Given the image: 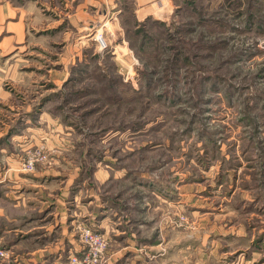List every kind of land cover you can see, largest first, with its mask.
Wrapping results in <instances>:
<instances>
[{
  "label": "rangeland",
  "instance_id": "obj_1",
  "mask_svg": "<svg viewBox=\"0 0 264 264\" xmlns=\"http://www.w3.org/2000/svg\"><path fill=\"white\" fill-rule=\"evenodd\" d=\"M172 1L157 20L123 0L115 29L84 23L80 0H0L16 12L0 18V161L125 175L99 193L131 220L127 234L69 217L58 264L81 258L85 229L108 242L99 264H124L126 250L127 264H264V0ZM160 188L170 205L163 232L149 231L162 205L145 194Z\"/></svg>",
  "mask_w": 264,
  "mask_h": 264
},
{
  "label": "crops",
  "instance_id": "obj_2",
  "mask_svg": "<svg viewBox=\"0 0 264 264\" xmlns=\"http://www.w3.org/2000/svg\"><path fill=\"white\" fill-rule=\"evenodd\" d=\"M80 1L78 15L82 19L86 18L84 23H89L90 27L98 25L113 26L115 29H119V26L123 28L121 19L126 14L122 8L123 0ZM131 1L134 6V16L143 19L153 17L161 20L157 16L158 13L164 8L170 9L173 4L172 0ZM5 9H8L10 15L16 14L8 4H3L0 5V18L5 16ZM18 13L20 14V12ZM18 23H20V15H18ZM122 31L124 32V29ZM121 37L125 42L124 35ZM85 38L83 37V40L86 43L92 36L87 40ZM58 148L61 150L65 148L69 152L67 143L59 145ZM4 150V146L0 145V151ZM79 166L82 167L80 170ZM113 166V163H108L99 168L96 167L91 178L90 174L88 177L87 171H84L86 168L88 169L86 163L83 166L82 162L69 161L64 158L56 159L53 167L30 175L17 171L19 168L17 161L4 164L0 161V240L4 242V246L12 255V264L65 262V259H62L63 254H68L69 243H71L69 240V217H77L79 213L82 215V212L83 217L96 222L104 233H107L112 226L118 233L117 235H126L127 227H131V220L124 221V217H122L124 214L116 208L114 200L109 202L108 199L100 197L99 193L108 182L125 177L124 174H118ZM92 181L93 183H91ZM42 192H46L48 195H40ZM145 195L155 198L158 204L162 205L161 208L157 206L155 210L156 213H159L155 218L157 220L155 227L157 228L151 225L150 228L146 227L147 225L145 227L149 231L157 229L163 232L165 219L163 210L164 206L170 205L169 195H165L163 188ZM49 196H55L56 201L51 200ZM71 206L74 208L75 215L69 214ZM6 209L18 210L20 214L15 215ZM147 209L148 212L150 210L148 214L147 211L141 212L142 210H140V214L138 213L140 218L151 216L153 208L147 207ZM153 216L155 215L153 214ZM158 220H161L160 223ZM142 222L144 221H141V225ZM123 224L124 228L121 227ZM160 226L162 229L159 228ZM151 246L159 247L155 244ZM14 251L20 255L14 256ZM131 253L126 250L123 255L119 256L117 263L120 261H124V264L132 262ZM152 257L161 261L165 259L162 252Z\"/></svg>",
  "mask_w": 264,
  "mask_h": 264
},
{
  "label": "built area",
  "instance_id": "obj_3",
  "mask_svg": "<svg viewBox=\"0 0 264 264\" xmlns=\"http://www.w3.org/2000/svg\"><path fill=\"white\" fill-rule=\"evenodd\" d=\"M97 42L100 44L102 50L107 48V42L103 36H99ZM25 169L31 171L34 169V162L29 161L25 164ZM84 252L80 259L74 258V264H99L108 247V242L104 236L92 233L91 230L85 229L83 231ZM5 254L0 250V258H5Z\"/></svg>",
  "mask_w": 264,
  "mask_h": 264
},
{
  "label": "bare ground",
  "instance_id": "obj_4",
  "mask_svg": "<svg viewBox=\"0 0 264 264\" xmlns=\"http://www.w3.org/2000/svg\"><path fill=\"white\" fill-rule=\"evenodd\" d=\"M96 36H97V35H96ZM96 38H97V37H94L93 41H94V40H96V41H97V39H96ZM98 38H99V36H98Z\"/></svg>",
  "mask_w": 264,
  "mask_h": 264
}]
</instances>
